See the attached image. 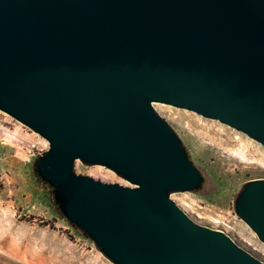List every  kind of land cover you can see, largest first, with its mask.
<instances>
[{
    "label": "water",
    "instance_id": "obj_1",
    "mask_svg": "<svg viewBox=\"0 0 264 264\" xmlns=\"http://www.w3.org/2000/svg\"><path fill=\"white\" fill-rule=\"evenodd\" d=\"M153 103L264 147V0H0V111L46 141L62 216L113 264H263L169 198L203 177ZM234 210L264 243V179Z\"/></svg>",
    "mask_w": 264,
    "mask_h": 264
},
{
    "label": "rangeland",
    "instance_id": "obj_2",
    "mask_svg": "<svg viewBox=\"0 0 264 264\" xmlns=\"http://www.w3.org/2000/svg\"><path fill=\"white\" fill-rule=\"evenodd\" d=\"M157 104L164 107L152 108L177 135L203 177L198 189L172 192L169 198L193 222L223 232L264 264V243L234 210L242 186L264 179V166L257 157L249 158L253 163L241 170H234L233 164L224 160L218 163L215 156L206 151L208 145L215 146L216 137L209 134L208 139L200 141L198 136H204L203 128L212 124L226 130L233 138L251 142L262 152L264 147L216 120ZM47 149L43 138L0 111V238L18 249L15 253L6 245L0 248V264H113L82 231L62 216L51 189L36 176L35 161ZM73 171L101 182L125 184L112 171L101 166H87L78 160Z\"/></svg>",
    "mask_w": 264,
    "mask_h": 264
},
{
    "label": "bare ground",
    "instance_id": "obj_3",
    "mask_svg": "<svg viewBox=\"0 0 264 264\" xmlns=\"http://www.w3.org/2000/svg\"><path fill=\"white\" fill-rule=\"evenodd\" d=\"M152 107L162 108L164 106L153 103ZM203 133L204 136H200L198 134L200 141L203 138L208 139L210 137L209 134H212L214 137H216L213 141L215 146L208 145L206 151L210 154H213L218 163L224 160L229 164L232 163L234 170H241L247 169L249 164L253 163V161L249 160V158L253 159L252 157H257V161H259V163L264 166V152L260 151L259 148H257L254 144H251V142L241 138H233L232 134L212 124L205 126V128H203ZM235 146L237 148L232 150ZM221 153H224L225 156H221ZM5 245L10 252H18L17 246L15 244L11 243L9 245L5 238H0V248L5 247Z\"/></svg>",
    "mask_w": 264,
    "mask_h": 264
}]
</instances>
